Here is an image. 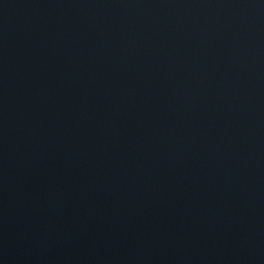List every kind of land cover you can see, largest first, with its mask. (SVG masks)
Wrapping results in <instances>:
<instances>
[{
    "label": "water",
    "instance_id": "obj_1",
    "mask_svg": "<svg viewBox=\"0 0 264 264\" xmlns=\"http://www.w3.org/2000/svg\"><path fill=\"white\" fill-rule=\"evenodd\" d=\"M0 264H264V0H0Z\"/></svg>",
    "mask_w": 264,
    "mask_h": 264
}]
</instances>
